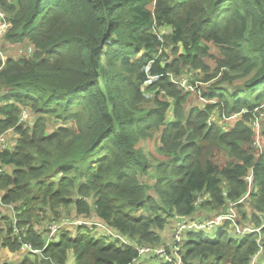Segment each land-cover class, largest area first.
Here are the masks:
<instances>
[{
    "label": "trees",
    "instance_id": "16d2710c",
    "mask_svg": "<svg viewBox=\"0 0 264 264\" xmlns=\"http://www.w3.org/2000/svg\"><path fill=\"white\" fill-rule=\"evenodd\" d=\"M0 13V41L35 49L0 57V135H19L0 149V264H264V0H0ZM189 72L204 106L172 82ZM70 204L80 224L48 243ZM229 209L215 233L195 222Z\"/></svg>",
    "mask_w": 264,
    "mask_h": 264
},
{
    "label": "rangeland",
    "instance_id": "374dc122",
    "mask_svg": "<svg viewBox=\"0 0 264 264\" xmlns=\"http://www.w3.org/2000/svg\"><path fill=\"white\" fill-rule=\"evenodd\" d=\"M25 45H16V46H12L8 43H6L5 45L3 44L2 41H0V57H1V60L4 64L5 60L8 58V57H12L13 59H17V58H20V57H26V58H30L32 55V52L35 50L32 48V46H29L30 48L28 49H25L24 48ZM198 78L196 75H194L193 73L189 72L186 77H183L181 79H179L180 81V89H182L183 92H186V93H190V100H189V106L191 108V106H193L194 104H198V105H201V106H204L205 104H207L206 101L202 100L199 96V94L196 93V90H195V86H197L199 89L203 88L204 86H208V85H204L202 84L201 82H198V83H195L194 85H191L190 82L192 81H196ZM185 81H188L187 83H185ZM201 83V84H200ZM201 91V90H200ZM147 98L151 97L150 95H146ZM214 103V102H213ZM25 111H23L19 117V120H18V125H26L25 127H31L30 125H33L35 123V116L34 115H30L29 113L25 116V120L24 122L21 120V117L23 115ZM27 112V111H26ZM263 117L264 119V116L262 115L261 118ZM171 121V117L169 118L168 122ZM27 122H29V124H27ZM50 128H53L50 126ZM255 128H256V143L259 144V139H260V134L262 135L261 131L263 132L264 130V123H263V127L258 123L257 121V125H255ZM263 129V130H262ZM19 138V135L15 133L14 129H9L7 130L6 132L2 133L0 135V149H9L10 151H13L14 150V147L16 146L17 144V140ZM149 141V140H148ZM148 141H140L139 143V147L141 149L144 150V153L146 155H148L149 159L157 165V162L154 161V158L152 157V153L154 152V147H155V144L154 143H151V144H148ZM260 148L262 147H258V149L260 150ZM8 170V173H9V169ZM73 204H70L67 209H61L59 211V214L62 215V220L64 222H69V223H76L78 222L80 219H78L77 217L75 218L74 216V211H73ZM232 218H236V215H232ZM74 225V224H72ZM51 225H49L50 227ZM173 224H171L169 227H168V230L163 232L162 233V237H163V243H166L168 245H171L172 243V238H173V235L172 236H169V231L171 230ZM185 225H183L182 227H184ZM48 227V229H49ZM176 226H174L175 228ZM215 227V226H213ZM209 230H211L212 233H215L217 228H207ZM212 233H210L211 236ZM169 237H171V239H169ZM34 253H37V251H33ZM20 255H17L16 257H13V256H9L10 260L11 261H15L16 259H18ZM5 259V257H2L1 258V261H3ZM74 259L72 257H70V264H74Z\"/></svg>",
    "mask_w": 264,
    "mask_h": 264
},
{
    "label": "built area",
    "instance_id": "2783aa9c",
    "mask_svg": "<svg viewBox=\"0 0 264 264\" xmlns=\"http://www.w3.org/2000/svg\"><path fill=\"white\" fill-rule=\"evenodd\" d=\"M0 18L2 19L3 18V15L0 13ZM3 27L4 26H2V29H3ZM2 29H0V35H1V33H2ZM172 82L174 83V84H176V85H179L180 86V81H174L173 79H172ZM185 83H187V81H185ZM195 90H196V93L197 94H200V89L197 87V86H195ZM202 99V98H201ZM203 100V99H202ZM28 113L25 111L24 113H23V115H22V117H21V120L24 122V120H25V116L27 115ZM235 117H233V119H234ZM255 125H257V121L255 122ZM2 172V170L0 169V173ZM248 180H249V184L251 183V177H248ZM232 215H234V212L231 210V209H229V213L227 214V215H221V216H219V217H217V219H216V221L215 222H211V223H209L208 224V226H211V225H213V224H220L224 219H227V220H230L233 224H234V222H233V220H234V218H232ZM72 224H74V225H79L80 224V222H76V223H69V222H63L62 224H54V225H51L50 227H49V230H50V237H49V239H48V243H50L51 242V240L52 239H55V233L60 229V228H62V227H66V226H71ZM186 227L184 226V227H180V229H179V233L183 230V229H185ZM111 236H113L114 238H118L117 236H114L112 233L110 234ZM137 251H138V253H139V256L140 257H148V256H154V257H158V258H161V259H165L166 261H168L169 260V258L165 255V253H164V249L163 248H156V249H150V248H137ZM175 251L176 252H178V250L175 248ZM176 264H182V260H181V258H178V260H177V262H176Z\"/></svg>",
    "mask_w": 264,
    "mask_h": 264
},
{
    "label": "crops",
    "instance_id": "0c3cea01",
    "mask_svg": "<svg viewBox=\"0 0 264 264\" xmlns=\"http://www.w3.org/2000/svg\"><path fill=\"white\" fill-rule=\"evenodd\" d=\"M199 218V217H198ZM199 221H201L202 223H200ZM195 222H199L200 224H201V226H204V225H207L208 226V224L209 223H211V222H203V218H199L198 220H196ZM213 226H215L216 228H218L217 226H218V224H213V225H211L209 228H214ZM176 228H177V226H176ZM179 228V227H178ZM170 239V238H169ZM147 261V260H146Z\"/></svg>",
    "mask_w": 264,
    "mask_h": 264
},
{
    "label": "clouds",
    "instance_id": "9594fccd",
    "mask_svg": "<svg viewBox=\"0 0 264 264\" xmlns=\"http://www.w3.org/2000/svg\"><path fill=\"white\" fill-rule=\"evenodd\" d=\"M224 216V215H223Z\"/></svg>",
    "mask_w": 264,
    "mask_h": 264
}]
</instances>
